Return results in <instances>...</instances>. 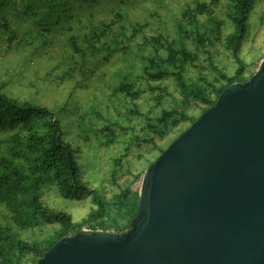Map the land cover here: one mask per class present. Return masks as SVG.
<instances>
[{
    "label": "trees",
    "instance_id": "obj_1",
    "mask_svg": "<svg viewBox=\"0 0 264 264\" xmlns=\"http://www.w3.org/2000/svg\"><path fill=\"white\" fill-rule=\"evenodd\" d=\"M170 1L0 0V264H37L91 221L128 230L139 201L131 184L229 85L252 76L244 40L258 0ZM149 4L167 13L166 28L152 27L151 14L126 19ZM17 57L32 60L21 73L32 62L44 71L32 83L42 92L6 76ZM48 94L52 103L41 101ZM85 142L123 145L112 177L130 180L112 197L93 183ZM85 202L76 221L70 208Z\"/></svg>",
    "mask_w": 264,
    "mask_h": 264
},
{
    "label": "water",
    "instance_id": "obj_2",
    "mask_svg": "<svg viewBox=\"0 0 264 264\" xmlns=\"http://www.w3.org/2000/svg\"><path fill=\"white\" fill-rule=\"evenodd\" d=\"M129 226L66 236L37 264H264V58L146 169Z\"/></svg>",
    "mask_w": 264,
    "mask_h": 264
},
{
    "label": "rangeland",
    "instance_id": "obj_3",
    "mask_svg": "<svg viewBox=\"0 0 264 264\" xmlns=\"http://www.w3.org/2000/svg\"><path fill=\"white\" fill-rule=\"evenodd\" d=\"M185 2H190L191 0H173L170 1L171 8H177L178 6H182ZM192 4V3H191ZM145 10L143 13H141V8L137 9L136 11L129 10L128 14L126 15L127 20H131L130 22H134V20L139 21H145L144 18L148 17L151 22V26H155L157 24V27L166 28L169 25V17L166 14L163 13V10L157 6V5H146ZM152 14H160L161 23L158 24V20L155 17L156 15ZM147 19V18H146ZM173 19V16H172ZM148 20V19H147ZM148 32V30H145ZM30 41V40H29ZM244 54L247 58V61L249 62V68L248 70V76L253 75L257 69L260 66L261 60L264 58V2L263 0H258L257 4L253 8L250 16V29L249 33L244 40ZM243 54V55H244ZM26 57L20 58L17 57V60H8L6 63H11V65L14 66V68H10L9 65H7V72L5 73L6 76H14V77H23L25 82L24 87L26 89L32 88V90H36L38 92H42L41 87H34L35 85H32L33 82H36V80H42L41 78L44 77V71L42 69L38 68V65L36 62H32L31 66L28 67V70L23 71L22 73L19 70L24 69L26 66H28V61H32L30 59L25 60ZM46 60V59H45ZM18 61V62H17ZM1 62V60H0ZM43 64H45L43 62ZM224 64L228 67V69L232 72L235 71V61H231V59H224ZM40 66V64H39ZM39 70L38 72H35L36 70ZM37 73L39 75H37ZM251 77V76H250ZM37 85H41L38 83ZM54 85V84H53ZM22 88V87H21ZM42 96V95H41ZM40 96V97H41ZM53 94L44 95L41 97V101L44 100L47 103H52L53 101ZM52 97V98H51ZM113 103H117L115 100H113ZM85 154L83 156V159L92 161L93 165H91L89 168L97 172V176L93 175V183L96 187H99L102 185V190L104 194H106L109 197H112L113 192L121 189L120 187L127 186L128 180H130V177L125 176L124 178L118 179L117 182L114 181V178L112 177V159L116 158L119 154L118 152L122 150V144H111L109 146L112 147H101L98 144H89L88 142H85ZM135 150H131L128 153V159H132L133 157H136ZM126 161V159L124 160ZM142 178L138 179L136 182L131 184L130 189L132 192H139L142 184ZM119 183V184H118ZM118 184V185H117ZM73 205V204H71ZM91 209V205L89 202H85L82 205H78L76 207L70 208L74 219L76 221H81L84 218L87 217V214L89 213ZM36 233H38L39 236L44 237V235L47 234L48 229L44 230H35ZM32 237L31 235L29 236Z\"/></svg>",
    "mask_w": 264,
    "mask_h": 264
},
{
    "label": "built area",
    "instance_id": "obj_4",
    "mask_svg": "<svg viewBox=\"0 0 264 264\" xmlns=\"http://www.w3.org/2000/svg\"><path fill=\"white\" fill-rule=\"evenodd\" d=\"M80 231H108V232H117L114 228H104L101 227L96 221H91L89 223L84 224L81 227ZM127 231V230H126ZM124 231V232H126ZM122 232V233H124ZM121 233V232H120ZM73 236V235H72Z\"/></svg>",
    "mask_w": 264,
    "mask_h": 264
}]
</instances>
